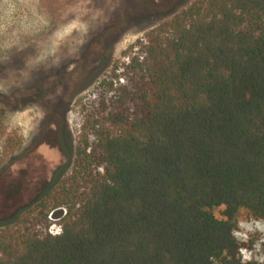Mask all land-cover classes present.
I'll return each instance as SVG.
<instances>
[{
    "label": "trees",
    "instance_id": "trees-1",
    "mask_svg": "<svg viewBox=\"0 0 264 264\" xmlns=\"http://www.w3.org/2000/svg\"><path fill=\"white\" fill-rule=\"evenodd\" d=\"M89 98L71 172L0 226V264H264L235 235L264 222V0H194Z\"/></svg>",
    "mask_w": 264,
    "mask_h": 264
},
{
    "label": "rangeland",
    "instance_id": "rangeland-1",
    "mask_svg": "<svg viewBox=\"0 0 264 264\" xmlns=\"http://www.w3.org/2000/svg\"><path fill=\"white\" fill-rule=\"evenodd\" d=\"M193 1L0 0V226L71 172L81 108L101 76ZM64 214L53 211L52 232ZM235 235L264 260V222L242 216Z\"/></svg>",
    "mask_w": 264,
    "mask_h": 264
},
{
    "label": "built area",
    "instance_id": "built-area-1",
    "mask_svg": "<svg viewBox=\"0 0 264 264\" xmlns=\"http://www.w3.org/2000/svg\"><path fill=\"white\" fill-rule=\"evenodd\" d=\"M52 213H53V211H52V212L49 214V216H48L49 220L51 219V215H52ZM49 229H50V228H49ZM58 231H59V226H58V229H57L56 232H52L51 229H50V232L53 233V234L58 233Z\"/></svg>",
    "mask_w": 264,
    "mask_h": 264
}]
</instances>
